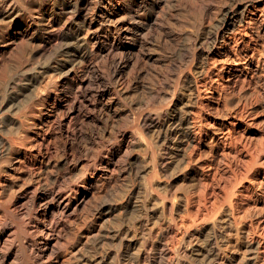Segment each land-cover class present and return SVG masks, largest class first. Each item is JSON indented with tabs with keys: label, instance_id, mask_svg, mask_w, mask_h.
<instances>
[{
	"label": "bare ground",
	"instance_id": "6f19581e",
	"mask_svg": "<svg viewBox=\"0 0 264 264\" xmlns=\"http://www.w3.org/2000/svg\"><path fill=\"white\" fill-rule=\"evenodd\" d=\"M262 100L264 0H0V264H253Z\"/></svg>",
	"mask_w": 264,
	"mask_h": 264
},
{
	"label": "rangeland",
	"instance_id": "374dc122",
	"mask_svg": "<svg viewBox=\"0 0 264 264\" xmlns=\"http://www.w3.org/2000/svg\"><path fill=\"white\" fill-rule=\"evenodd\" d=\"M172 53H173V49L170 46V55ZM262 108H263V100L259 103L258 114L260 115L264 114V111ZM222 122H225L224 117L222 118ZM222 122L219 120L216 121V124H218L219 126L218 130H221L222 128V124H221ZM20 135L23 136V134H20ZM252 142H253V145L260 147V145H263L262 143L264 142V138L261 134H255L252 139ZM213 152L214 150H213V147H211V144H209L208 142H204V144H202L200 148V153L198 157L199 159L197 160V163H196L198 165L196 166H199L202 164L199 168L204 167V169L207 170L208 165L210 164V159L212 158ZM218 157L219 156H216L214 158L213 166L212 167L210 166L211 171L214 169V166H215V163ZM262 160H264V152L260 153L258 163L259 161L261 162ZM217 166L219 167V169L221 168L219 165ZM175 180H176V177L174 178V180H172L171 185H170V191L172 194H175L177 196L187 195L190 197L196 191L195 184L198 183L197 181H196L197 183H195V181L192 183L183 182V185H182L180 184V182H175ZM255 192L256 193H252L251 202L247 206L246 211L241 213L243 214L242 223L246 226V228H248V225L249 226L253 224L256 225V223H258L259 220L264 222V193L261 194V191H259L258 189ZM191 207L194 208L192 204H191ZM237 243H238L237 236H235L234 233H231L230 235H228L226 239V243L223 245V253L227 255H235L236 252L234 251L238 245ZM251 263L264 264V253L262 252L258 253V258L256 260H251Z\"/></svg>",
	"mask_w": 264,
	"mask_h": 264
}]
</instances>
